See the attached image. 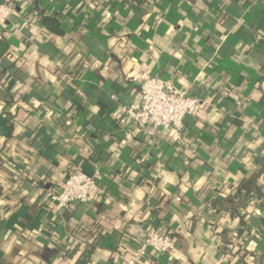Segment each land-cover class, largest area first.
<instances>
[{
	"label": "crops",
	"instance_id": "crops-1",
	"mask_svg": "<svg viewBox=\"0 0 264 264\" xmlns=\"http://www.w3.org/2000/svg\"><path fill=\"white\" fill-rule=\"evenodd\" d=\"M9 4L4 89L16 94L0 103V264H76L68 252L93 224L121 246L151 223L173 240L158 264H222L218 234L241 231L253 236L240 240L246 264H264V224L255 233L224 203L251 178L264 192V0ZM146 71L205 99L181 134L148 136L122 113L140 104L133 80ZM76 169L100 173L99 195L56 211L48 192ZM255 210L264 221V200L239 212ZM120 246L90 264H123Z\"/></svg>",
	"mask_w": 264,
	"mask_h": 264
},
{
	"label": "built area",
	"instance_id": "built-area-1",
	"mask_svg": "<svg viewBox=\"0 0 264 264\" xmlns=\"http://www.w3.org/2000/svg\"><path fill=\"white\" fill-rule=\"evenodd\" d=\"M15 14L16 10L9 4V0L0 3V29ZM133 81L140 87V104L123 107L122 113L129 114L136 128L146 131L148 136L158 129L175 130L181 134L185 129L186 118L196 114L206 103L200 96L176 90L171 84L154 77L150 71L143 72ZM99 181V172L90 176L83 170L76 169L70 173L61 188L50 190L48 197L59 212L76 204H89L99 195ZM229 248L234 251L233 245ZM172 249V238L155 223H151L133 257L123 264H139L148 254L162 255Z\"/></svg>",
	"mask_w": 264,
	"mask_h": 264
},
{
	"label": "trees",
	"instance_id": "trees-1",
	"mask_svg": "<svg viewBox=\"0 0 264 264\" xmlns=\"http://www.w3.org/2000/svg\"><path fill=\"white\" fill-rule=\"evenodd\" d=\"M5 40L2 36L0 38V103L12 104L15 100L16 92H9L4 89L5 82H6V75L9 72V68H5L4 62L6 60V48H5ZM74 75V74H73ZM78 74L76 73L73 77H76ZM3 92V93H1ZM31 93L29 94V96ZM50 100V99H49ZM48 100V101H49ZM242 190L243 194L239 196L238 194L229 195L225 198V204L227 205L226 211L230 218L237 217L239 218L243 224L249 225L255 231V233H259L261 228L263 227L264 221L256 216L257 211H253L252 214H241L240 207L244 204H251L254 203L257 199L264 200V192L262 191L261 187L257 184L255 179L244 180L239 187ZM55 190V189H54ZM2 188H0V195L2 199L7 197L8 195H4L2 192ZM236 199H239V202L236 203ZM219 201V200H217ZM220 202V201H219ZM218 202V203H219ZM258 209V206H256ZM260 207V206H259ZM248 216V217H247ZM116 232H105L100 230L97 225H92L90 229L85 232V234L81 237V242L76 243L68 253L69 256H74L78 252L80 255L78 256L76 264H90L93 261L94 254L97 250H107L111 253H117L119 251L120 243L116 241ZM168 236L169 234L166 233ZM237 234V235H236ZM125 236V235H124ZM122 240L121 246L124 245L127 248V253L129 254V259L133 257L136 252V247L141 244L142 241H138L134 238L128 237ZM218 239L220 241V247L222 250L223 256V263L222 264H246V256L248 253L244 250V245L240 242L241 239L246 240L247 238L253 237L250 233H245V231L235 232V234L226 233V234H218ZM127 239L125 242L124 240ZM130 242H133L130 245ZM126 243V244H125ZM84 246H83V245ZM233 245L235 250L237 251L236 254H230V246ZM120 246V247H121ZM244 251V254L242 253ZM241 251V253L239 252ZM239 253V254H238ZM158 257L157 254H148L145 258H149L152 263L158 264ZM140 264V263H139Z\"/></svg>",
	"mask_w": 264,
	"mask_h": 264
},
{
	"label": "water",
	"instance_id": "water-1",
	"mask_svg": "<svg viewBox=\"0 0 264 264\" xmlns=\"http://www.w3.org/2000/svg\"><path fill=\"white\" fill-rule=\"evenodd\" d=\"M0 3H1V4L4 3V0H0Z\"/></svg>",
	"mask_w": 264,
	"mask_h": 264
}]
</instances>
